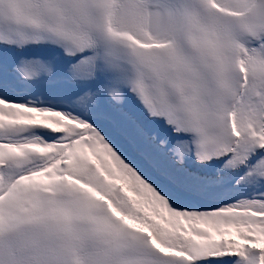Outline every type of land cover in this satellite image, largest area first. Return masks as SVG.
I'll use <instances>...</instances> for the list:
<instances>
[{
	"label": "snow or ice",
	"instance_id": "6c2138e0",
	"mask_svg": "<svg viewBox=\"0 0 264 264\" xmlns=\"http://www.w3.org/2000/svg\"><path fill=\"white\" fill-rule=\"evenodd\" d=\"M0 264H264V0H0Z\"/></svg>",
	"mask_w": 264,
	"mask_h": 264
}]
</instances>
